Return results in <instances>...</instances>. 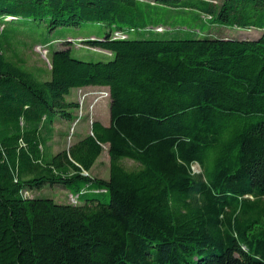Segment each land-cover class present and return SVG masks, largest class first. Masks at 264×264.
Here are the masks:
<instances>
[{"label":"trees","instance_id":"1","mask_svg":"<svg viewBox=\"0 0 264 264\" xmlns=\"http://www.w3.org/2000/svg\"><path fill=\"white\" fill-rule=\"evenodd\" d=\"M0 20L63 41L45 79L0 43V264H264V0H0ZM87 21L110 27L79 39L105 57L46 37ZM86 85L108 87L109 123L54 152ZM103 144L108 177L89 174Z\"/></svg>","mask_w":264,"mask_h":264},{"label":"rangeland","instance_id":"2","mask_svg":"<svg viewBox=\"0 0 264 264\" xmlns=\"http://www.w3.org/2000/svg\"><path fill=\"white\" fill-rule=\"evenodd\" d=\"M21 21L16 20L13 22H5L0 20V43L3 49L4 56L13 61L16 64L23 66L25 69L34 73L41 79L48 78L50 76V50L51 45L59 47L63 41H56L51 44H45L41 40V34L33 31L32 28L27 27L26 24H19ZM186 23L188 21H185ZM192 24H196L192 22ZM109 26L95 22H82L78 25H61L52 29L46 28V37L53 39L65 38L67 36L72 38L71 54L74 57L82 59H96L99 56L105 57V55L93 51L84 47L86 43L80 41L82 36L88 33H94L95 35H103L105 31L109 30ZM209 33L212 35L221 36H236V37H255L260 33L256 28L236 29L228 26H216L211 25ZM175 36H187L190 33L187 30L175 31ZM70 37V38H71ZM84 90V89H83ZM82 90V91H83ZM75 95V99L78 101V90L73 88L69 91L66 97L70 98ZM86 97L83 105V118L73 125L74 120L78 116L79 108L73 109L74 114L70 120L64 118H58L53 124V130L50 140L48 141L52 151H58L63 148H67L81 133L89 132V119L92 117L95 119L96 104L90 109L89 103L91 98ZM102 100V99H101ZM123 164L127 167H133L135 163L128 158L122 159ZM194 169L198 170V166L194 165ZM89 174L99 177H108L109 175V157L107 153V144L102 145V152L96 160L93 167H91ZM33 194L46 195L53 197L58 201L75 202V199L70 195H67L68 190L59 186L48 187L45 186L42 189L34 188Z\"/></svg>","mask_w":264,"mask_h":264},{"label":"built area","instance_id":"3","mask_svg":"<svg viewBox=\"0 0 264 264\" xmlns=\"http://www.w3.org/2000/svg\"><path fill=\"white\" fill-rule=\"evenodd\" d=\"M115 34H116V36L117 35L123 36V33H120L118 31H115ZM91 49H93L95 51L109 53V52H107V51H105L99 47H91ZM77 90H78V101H77L78 107L77 108H79V111H78V116L76 117V119L73 122V125L77 124V122H79L83 118V112H84L83 111V105H84V102L86 100V97L89 96V98H91V101L89 103H87L89 105L90 109H92V107L101 99L110 97V92H109V89L107 86H105V87H99V86L85 87V86H82V87L77 88ZM89 98H87V99H89ZM93 120L94 119L92 117L89 119V132H91L90 127H91ZM193 164L198 166V170L194 169ZM193 164L191 166L192 169L196 172L200 171V167H199L198 163L194 162Z\"/></svg>","mask_w":264,"mask_h":264},{"label":"crops","instance_id":"4","mask_svg":"<svg viewBox=\"0 0 264 264\" xmlns=\"http://www.w3.org/2000/svg\"><path fill=\"white\" fill-rule=\"evenodd\" d=\"M78 36H80V35H78ZM89 86L105 87V86H102V85H86L85 87H89ZM68 99L74 100L75 99V95L74 96H71ZM109 103H110V99L109 98H104V99L98 101L97 104H96V106H95V111H96V117H95V119L100 120L103 124H108L109 123ZM73 114H74V111L72 113V116H73ZM86 134H87V131L84 132V133H81L78 137H76L75 140L80 139L81 137L85 136ZM95 162H94V164H95ZM93 165H92V167H93Z\"/></svg>","mask_w":264,"mask_h":264}]
</instances>
